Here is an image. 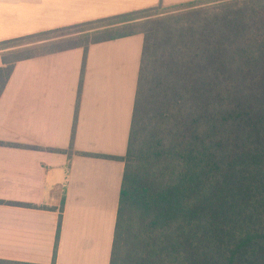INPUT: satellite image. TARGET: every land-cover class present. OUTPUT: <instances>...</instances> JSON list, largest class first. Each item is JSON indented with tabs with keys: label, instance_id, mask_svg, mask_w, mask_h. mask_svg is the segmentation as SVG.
Masks as SVG:
<instances>
[{
	"label": "trees",
	"instance_id": "1",
	"mask_svg": "<svg viewBox=\"0 0 264 264\" xmlns=\"http://www.w3.org/2000/svg\"><path fill=\"white\" fill-rule=\"evenodd\" d=\"M177 7L190 8L185 21H142L157 7L1 41L0 96L35 55L8 59L14 43L84 29L36 54L86 52L141 34L109 264H264V0Z\"/></svg>",
	"mask_w": 264,
	"mask_h": 264
},
{
	"label": "crops",
	"instance_id": "2",
	"mask_svg": "<svg viewBox=\"0 0 264 264\" xmlns=\"http://www.w3.org/2000/svg\"><path fill=\"white\" fill-rule=\"evenodd\" d=\"M195 1L0 0V42ZM142 44L15 63L0 96V264H109Z\"/></svg>",
	"mask_w": 264,
	"mask_h": 264
},
{
	"label": "rangeland",
	"instance_id": "3",
	"mask_svg": "<svg viewBox=\"0 0 264 264\" xmlns=\"http://www.w3.org/2000/svg\"><path fill=\"white\" fill-rule=\"evenodd\" d=\"M191 10L190 8H183L181 7H168V8H158L155 9L154 11L150 12L147 14L145 17L144 15L141 17L146 18L143 19L142 21H185L187 18L185 17V14L189 13ZM187 16V15H186ZM140 17V16H139ZM143 23V22H142ZM141 24H132V27L130 28H124L122 31L123 32H141L144 31L145 26ZM138 25V26H137ZM84 30V29H73L67 32H62V33H57L53 34L50 36V40L48 42H41L42 44L37 45V43H14L13 45L16 46L13 50L10 51H15L13 52V55H10L8 59H11L13 57H26L31 54H36V53H41V52H46V51H51V50H57L60 48H64L67 45H69L70 40L77 38L83 33H80L79 31ZM88 33V32H87ZM65 34H67L65 36ZM89 34V33H88ZM63 35V36H60ZM9 53V52H7Z\"/></svg>",
	"mask_w": 264,
	"mask_h": 264
}]
</instances>
